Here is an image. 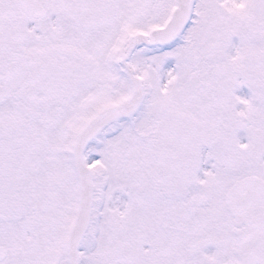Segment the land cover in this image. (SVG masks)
Here are the masks:
<instances>
[{"label": "snow or ice", "instance_id": "obj_1", "mask_svg": "<svg viewBox=\"0 0 264 264\" xmlns=\"http://www.w3.org/2000/svg\"><path fill=\"white\" fill-rule=\"evenodd\" d=\"M0 264H264V0H0Z\"/></svg>", "mask_w": 264, "mask_h": 264}]
</instances>
